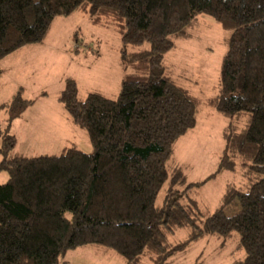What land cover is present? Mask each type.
<instances>
[{
    "label": "trees",
    "instance_id": "1",
    "mask_svg": "<svg viewBox=\"0 0 264 264\" xmlns=\"http://www.w3.org/2000/svg\"><path fill=\"white\" fill-rule=\"evenodd\" d=\"M77 12L121 35L130 72L115 98L91 91L81 99L78 82L64 81L58 100L87 131L91 152L72 145L59 155L12 154L13 121L36 100L20 88L0 104L8 112L6 126L0 121V172L9 173L0 184V264H63L68 251L89 245L127 264H169L194 241L235 233L245 256L233 264H264V0H0V61L44 43L56 18ZM203 15L230 32L220 91L206 103L232 120L218 170L189 182L168 162L177 139L196 126L203 100L168 75L166 55L179 39L193 38ZM235 117L248 119L238 132ZM238 166L247 189L229 186L213 213L194 208V188ZM235 197L241 210L228 215ZM179 228L190 234L172 244L168 236Z\"/></svg>",
    "mask_w": 264,
    "mask_h": 264
},
{
    "label": "rangeland",
    "instance_id": "2",
    "mask_svg": "<svg viewBox=\"0 0 264 264\" xmlns=\"http://www.w3.org/2000/svg\"><path fill=\"white\" fill-rule=\"evenodd\" d=\"M192 34V39L177 41V46L166 55V64L168 75L190 94L201 98L203 103L199 107L196 126L177 139L168 165L171 168L179 165L189 182H202L219 168L226 145L224 130L232 120L206 103L208 98L220 91L230 32L214 18L203 15ZM121 46L118 32L95 26L87 15L77 12L69 17L56 18L44 44L23 49L12 64L13 58L8 59L3 65L6 73L1 76L0 84L7 82V87L11 88L0 94V104L11 100L20 88L25 91L24 95L36 100V105L21 115L17 120L19 125L11 131L18 139L11 153L59 155L64 148L72 145L91 152L93 146L87 131L74 124L63 104L57 101V93L62 89H59V80L62 76L61 87H64L66 78H74L78 82L81 99H85L91 91L117 97L124 77L130 72L121 58ZM148 47L149 44L145 43L140 47L131 46L129 50ZM47 73L52 75L49 81ZM43 92L48 95H42ZM246 117L233 118L234 130L238 132L247 126ZM7 118L8 112L0 110L3 127ZM1 143L0 138V147ZM243 172L238 166L236 171L220 172L207 183L194 188L190 193L196 200L194 208L204 214L213 213L221 206L229 186L247 189L243 186L245 179L247 182ZM8 179L9 173L1 171L0 184ZM166 193L164 187L157 198L158 206L164 205ZM240 210L236 197L225 208L228 215L237 214ZM189 234V228H179L168 238L176 244L187 239ZM239 241L237 233L229 239L208 235L191 243L185 251L172 255L169 264H233L236 259L245 256V251L239 248ZM61 262L127 264L115 251L92 245L68 251L61 257Z\"/></svg>",
    "mask_w": 264,
    "mask_h": 264
},
{
    "label": "crops",
    "instance_id": "3",
    "mask_svg": "<svg viewBox=\"0 0 264 264\" xmlns=\"http://www.w3.org/2000/svg\"><path fill=\"white\" fill-rule=\"evenodd\" d=\"M42 44H44V43H42ZM42 44H40V45H42ZM36 45H39V44H33V45H28V46L22 47L21 49L15 51L14 53L10 54L9 56L3 58V59L0 61L1 66L3 67V65L6 63V61H8V59H11V58H13V60H11L10 64L14 63V62H15V57H16V55H18V53H20L23 49H27V48H31V47H36ZM76 50H77V48H76ZM77 51H79V49H78ZM3 69H4V73H6V69H5V67H4ZM47 75H49V77L47 76V79H48V81H49V80L52 78V75L49 74V73H47ZM59 81H60V83H59V85H60V86H59V89H60V88L63 89V87H61L62 84H63V83H62V82H63L62 76L60 77V80H59ZM7 88H11L10 86L7 87V82H1V84H0V94L3 95L4 93H6ZM17 88H18V87H17ZM62 89H61V90H62ZM24 92H25V91H24ZM60 92H61V91H60ZM57 94H60V93H57ZM11 95H13V93H12ZM42 95H48V94L45 93V92H43ZM25 96L28 97V98H31L29 95H25ZM58 97H59V95H58ZM58 97H57V101H58V103H60L59 100H58ZM34 105H36V102H35ZM34 105H33V106H34ZM33 106H31V107H33ZM28 109H29V108H28ZM28 109H27L26 111H28ZM26 111H25V112H26ZM20 117H21V116H20ZM20 117L17 118V119H15V120L13 121V124H12V127H11V131L19 125V123H17V120H19ZM105 254H107V253H105Z\"/></svg>",
    "mask_w": 264,
    "mask_h": 264
}]
</instances>
